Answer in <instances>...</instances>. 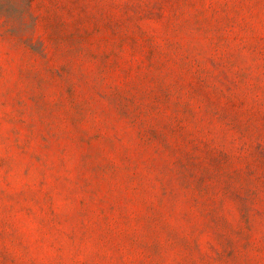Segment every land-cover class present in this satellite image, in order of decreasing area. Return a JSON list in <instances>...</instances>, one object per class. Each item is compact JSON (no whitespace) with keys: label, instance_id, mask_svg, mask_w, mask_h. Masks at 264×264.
I'll return each mask as SVG.
<instances>
[{"label":"rangeland","instance_id":"obj_1","mask_svg":"<svg viewBox=\"0 0 264 264\" xmlns=\"http://www.w3.org/2000/svg\"><path fill=\"white\" fill-rule=\"evenodd\" d=\"M0 264H264V0H0Z\"/></svg>","mask_w":264,"mask_h":264}]
</instances>
